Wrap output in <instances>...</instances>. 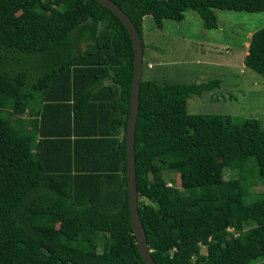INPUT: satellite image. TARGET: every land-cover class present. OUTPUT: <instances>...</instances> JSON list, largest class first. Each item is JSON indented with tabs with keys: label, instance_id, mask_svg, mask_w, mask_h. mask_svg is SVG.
<instances>
[{
	"label": "trees",
	"instance_id": "trees-1",
	"mask_svg": "<svg viewBox=\"0 0 264 264\" xmlns=\"http://www.w3.org/2000/svg\"><path fill=\"white\" fill-rule=\"evenodd\" d=\"M113 1L143 55L146 15L160 28L191 9L214 29L215 9L264 12V0ZM243 63L264 77V25ZM133 65L128 30L97 0H0V264H145L126 177ZM220 83L142 74L136 189L157 264H264L262 121L187 111L192 94ZM255 178L263 190L251 193Z\"/></svg>",
	"mask_w": 264,
	"mask_h": 264
},
{
	"label": "rangeland",
	"instance_id": "rangeland-1",
	"mask_svg": "<svg viewBox=\"0 0 264 264\" xmlns=\"http://www.w3.org/2000/svg\"><path fill=\"white\" fill-rule=\"evenodd\" d=\"M214 11L218 20L214 29L205 28L198 13L191 9L181 21L164 19L160 28L146 15L143 78L169 83H200L218 78V87L187 99V111L254 117L264 126V77L243 63L249 38L264 25V12ZM30 116L24 115L26 119ZM159 160L168 163L166 159ZM166 168L168 185L180 187L178 172ZM231 176L235 173L224 168L223 177ZM254 181L249 192L262 191L261 179Z\"/></svg>",
	"mask_w": 264,
	"mask_h": 264
},
{
	"label": "water",
	"instance_id": "water-1",
	"mask_svg": "<svg viewBox=\"0 0 264 264\" xmlns=\"http://www.w3.org/2000/svg\"><path fill=\"white\" fill-rule=\"evenodd\" d=\"M110 9L125 25L131 37L134 50L133 77L130 93V107L126 129V177L129 218L136 237L137 247L145 264H157L147 248L146 234L138 213V193L135 171V129L139 108L140 82L143 74V48L139 33L128 15L113 0H97ZM146 198V196H142Z\"/></svg>",
	"mask_w": 264,
	"mask_h": 264
},
{
	"label": "crops",
	"instance_id": "crops-1",
	"mask_svg": "<svg viewBox=\"0 0 264 264\" xmlns=\"http://www.w3.org/2000/svg\"><path fill=\"white\" fill-rule=\"evenodd\" d=\"M83 47V46H82ZM246 53H247V50H246ZM245 53V54H246ZM103 83H104V85H110V83H111V81L108 79V78H105V80L103 81ZM106 99V98H105ZM108 99H110V96H107V99L106 100H108Z\"/></svg>",
	"mask_w": 264,
	"mask_h": 264
}]
</instances>
